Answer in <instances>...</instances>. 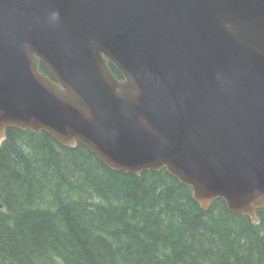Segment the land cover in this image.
I'll use <instances>...</instances> for the list:
<instances>
[{
    "label": "water",
    "instance_id": "1",
    "mask_svg": "<svg viewBox=\"0 0 264 264\" xmlns=\"http://www.w3.org/2000/svg\"><path fill=\"white\" fill-rule=\"evenodd\" d=\"M12 127L117 172L166 168L258 224L264 0H0V146Z\"/></svg>",
    "mask_w": 264,
    "mask_h": 264
},
{
    "label": "trees",
    "instance_id": "2",
    "mask_svg": "<svg viewBox=\"0 0 264 264\" xmlns=\"http://www.w3.org/2000/svg\"><path fill=\"white\" fill-rule=\"evenodd\" d=\"M257 215L203 210L164 168L116 172L45 132L8 128L0 146V264H264Z\"/></svg>",
    "mask_w": 264,
    "mask_h": 264
}]
</instances>
